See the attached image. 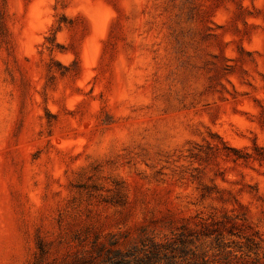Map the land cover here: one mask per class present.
Wrapping results in <instances>:
<instances>
[{"label":"rangeland","instance_id":"374dc122","mask_svg":"<svg viewBox=\"0 0 264 264\" xmlns=\"http://www.w3.org/2000/svg\"><path fill=\"white\" fill-rule=\"evenodd\" d=\"M184 225L264 240V0H0V264Z\"/></svg>","mask_w":264,"mask_h":264},{"label":"trees","instance_id":"16d2710c","mask_svg":"<svg viewBox=\"0 0 264 264\" xmlns=\"http://www.w3.org/2000/svg\"><path fill=\"white\" fill-rule=\"evenodd\" d=\"M233 228L239 226L184 225L169 229L170 235H162V231L147 227L134 234L130 230L103 233L86 227L81 237H74L84 238L82 241L71 247L61 261L48 264H264L259 254L264 240L258 233L247 235ZM208 239L211 245L205 249L203 244ZM38 250L32 264H43L45 260L43 243H38Z\"/></svg>","mask_w":264,"mask_h":264}]
</instances>
